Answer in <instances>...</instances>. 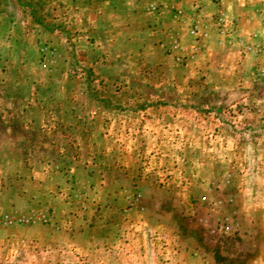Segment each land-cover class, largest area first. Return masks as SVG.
<instances>
[{"label":"rangeland","instance_id":"374dc122","mask_svg":"<svg viewBox=\"0 0 264 264\" xmlns=\"http://www.w3.org/2000/svg\"><path fill=\"white\" fill-rule=\"evenodd\" d=\"M0 264H264V0H0Z\"/></svg>","mask_w":264,"mask_h":264},{"label":"built area","instance_id":"2783aa9c","mask_svg":"<svg viewBox=\"0 0 264 264\" xmlns=\"http://www.w3.org/2000/svg\"><path fill=\"white\" fill-rule=\"evenodd\" d=\"M191 32H192V33H197V32H199V29L197 28L196 25H194V26L191 27ZM174 47H175L176 49H178V51H182V50H183V46H182L181 44H175ZM182 58H183V55H181V56H177V59H178V60H180V59H182Z\"/></svg>","mask_w":264,"mask_h":264},{"label":"trees","instance_id":"16d2710c","mask_svg":"<svg viewBox=\"0 0 264 264\" xmlns=\"http://www.w3.org/2000/svg\"><path fill=\"white\" fill-rule=\"evenodd\" d=\"M245 129H248L249 130L250 128H245Z\"/></svg>","mask_w":264,"mask_h":264}]
</instances>
